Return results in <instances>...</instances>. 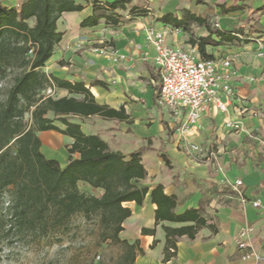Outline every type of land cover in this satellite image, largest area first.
I'll return each instance as SVG.
<instances>
[{
  "label": "crops",
  "instance_id": "0c3cea01",
  "mask_svg": "<svg viewBox=\"0 0 264 264\" xmlns=\"http://www.w3.org/2000/svg\"><path fill=\"white\" fill-rule=\"evenodd\" d=\"M25 1L0 0L4 6L18 9ZM115 1L75 0L83 9L63 13L58 22L62 40L44 71L61 80L84 83L98 104L124 108L129 116L124 121L99 116L70 120L80 124L86 135L99 136L112 151L125 156L142 153L147 176L138 186L148 188L149 193L141 206L134 202L125 205L132 216L120 234L122 241L137 243L132 264H264V56H259L264 52V0H122L123 8H110ZM185 12L206 19L209 29L193 23L185 31L161 22L168 14L182 20ZM101 13L105 17L96 26H82ZM216 23L218 29L213 27ZM147 28L168 30V45L184 50L199 51L190 42L198 29L203 31L197 39L208 37L211 30L238 38L222 42L215 34L218 45L206 46L213 59H234L235 99L228 113H203L188 138L199 151L188 149L177 131L180 121L158 104L161 79L154 64V48L147 41ZM96 81L105 87L93 86ZM53 97L83 98L59 88ZM228 122L240 130L228 128ZM47 133L60 136L65 147L73 142L54 131L40 133L41 140ZM42 144L44 150L43 140ZM64 152L67 159L62 165L68 160L66 148ZM237 181L243 182L246 205L233 192ZM157 186L175 197L176 215L198 211L215 228L204 227L193 239L177 238L176 255L170 260H165V227L175 229L192 223L164 221L157 225V206L151 198ZM255 200L261 201V209L251 205ZM246 226L254 228L259 259L245 261L237 249L236 238ZM144 229L155 230V234L145 235Z\"/></svg>",
  "mask_w": 264,
  "mask_h": 264
},
{
  "label": "trees",
  "instance_id": "16d2710c",
  "mask_svg": "<svg viewBox=\"0 0 264 264\" xmlns=\"http://www.w3.org/2000/svg\"><path fill=\"white\" fill-rule=\"evenodd\" d=\"M120 3L125 2L116 0L109 7L123 8ZM82 9L75 0H27L19 9L0 2V84H4L11 71H19L6 100L0 101V247L16 240L29 244L50 240L61 243L72 230L71 219L81 215L85 221L97 223L100 243L122 245L123 264H132L137 243L130 245L122 241L120 234L124 222L132 216V210L125 205L134 202L141 206L149 193L148 188L138 186L147 176L142 153L125 156L112 151L99 136L86 135L80 124L70 120L99 116L124 121L129 116L124 108L115 110L98 104L84 83H71L44 71L62 40L58 22L63 13ZM261 11L264 12V7ZM104 14L93 15L82 26H96ZM185 16L179 20L168 14L161 22L185 31L193 23L209 29L206 19L189 12ZM215 34L222 42L238 40L219 30H211L206 38H191V44L198 46L205 59H213L207 55L206 46L218 45L213 39ZM93 86L105 87V83L96 81ZM56 88L83 98L46 96L48 89ZM27 115L30 121H26ZM49 131L73 140L66 147V165L48 159L42 151L39 134ZM79 184L87 186L91 193L80 192ZM151 198L157 206V225L164 221L192 223L175 229L165 227V260L176 255L177 238L193 239L204 227L215 230L198 211L176 215V199L166 195L162 186L152 190ZM142 232L155 234V230Z\"/></svg>",
  "mask_w": 264,
  "mask_h": 264
},
{
  "label": "built area",
  "instance_id": "2783aa9c",
  "mask_svg": "<svg viewBox=\"0 0 264 264\" xmlns=\"http://www.w3.org/2000/svg\"><path fill=\"white\" fill-rule=\"evenodd\" d=\"M219 25L216 23V27ZM147 41L154 48V64L159 72L161 84L158 104L171 112L180 121L178 134L187 143L190 151L200 149L188 141L191 131L199 123L203 113L210 110L228 113L235 99L233 70L234 59H205L196 48L184 50L168 45V30L147 28ZM263 47V46H262ZM259 56L263 57L264 52ZM3 84H0V88ZM54 91L48 89L46 96H53ZM183 117V121L180 119ZM227 127L240 130L233 122ZM216 160V157L213 156ZM242 181H237L233 187L242 205L248 204L241 187ZM255 209H261L260 200L250 202ZM254 228L246 226L236 238L237 249L242 252L245 261L259 259L253 243Z\"/></svg>",
  "mask_w": 264,
  "mask_h": 264
},
{
  "label": "rangeland",
  "instance_id": "374dc122",
  "mask_svg": "<svg viewBox=\"0 0 264 264\" xmlns=\"http://www.w3.org/2000/svg\"><path fill=\"white\" fill-rule=\"evenodd\" d=\"M30 25L33 26L34 22L31 21ZM202 31L203 29H198L197 35L194 34L193 37L197 39ZM18 73V70L11 71L6 77L0 91V101L6 100L14 77ZM30 119V115H27L26 121ZM42 140L45 143L42 151L48 157L58 158L61 164L67 159L64 152L66 147L60 136L47 133L42 135ZM79 189L82 193H91L83 184H79ZM92 193L100 195L98 191ZM7 201L8 195L5 196V202ZM71 225L70 234L64 236L61 243L50 240L29 244L16 240L12 244H3L0 247V264H123L124 247L111 242L100 243V231L96 222L85 221L78 215L71 219Z\"/></svg>",
  "mask_w": 264,
  "mask_h": 264
}]
</instances>
